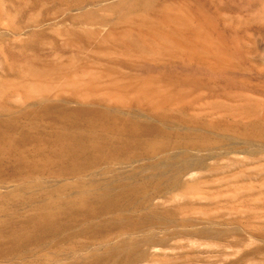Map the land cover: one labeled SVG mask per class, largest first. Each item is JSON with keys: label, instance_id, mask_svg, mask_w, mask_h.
<instances>
[{"label": "rangeland", "instance_id": "rangeland-1", "mask_svg": "<svg viewBox=\"0 0 264 264\" xmlns=\"http://www.w3.org/2000/svg\"><path fill=\"white\" fill-rule=\"evenodd\" d=\"M31 1L0 0V8L19 27L54 11L51 0L46 9L30 6ZM192 4L207 20L235 30L238 36L230 43L232 53L225 62L231 70L211 84L219 93L214 101L234 115L226 113L214 130L200 124L202 136L163 137L162 142L172 147L165 151L138 138L84 154L55 151L49 157L40 149L39 160L30 170L0 165V264H91L92 254L102 256L105 247L121 240L122 251L113 256L116 264H264V0ZM8 19L6 14L0 22ZM66 26L57 20L44 21L35 29H46L42 42L29 44L24 51L21 44L36 40L32 30L23 29L17 36L0 31V103L12 108V117L19 114L21 124L24 114L41 119L42 105L35 101L36 95L51 103L45 92L24 91L30 83L48 77L57 87L55 75L34 73V65L26 59L33 53L30 46L41 50L53 45L47 32ZM72 42L76 48L82 46L79 40ZM8 46L16 51V58L3 52ZM123 57L127 66L123 70L135 72V61ZM24 67L29 68L26 74L21 72ZM188 70L183 66L178 72ZM192 73L189 76L194 77ZM192 88L184 91L188 99L209 92ZM235 100L251 102L256 110L235 108ZM232 104L235 109L228 110ZM127 109L124 115L141 113L145 119V111ZM164 127L180 133L189 129L171 121ZM105 183H121L122 198L107 196L114 203L108 201ZM115 203L122 204V227L128 230L122 235L109 230L110 238L103 243L97 224L115 219L116 212L109 211ZM37 213L40 218L35 220ZM12 223L24 225L26 231L15 240L3 241ZM136 239H144L140 247Z\"/></svg>", "mask_w": 264, "mask_h": 264}, {"label": "bare ground", "instance_id": "bare-ground-1", "mask_svg": "<svg viewBox=\"0 0 264 264\" xmlns=\"http://www.w3.org/2000/svg\"><path fill=\"white\" fill-rule=\"evenodd\" d=\"M49 1L32 0L30 6L46 9ZM51 1L53 12L30 19L24 27H19L12 16L0 8V17L9 15L5 23L0 22V31L17 36L27 29L36 37L34 41L21 44L23 51L31 43L42 42L46 29L35 30L39 24L50 20L67 24L61 31L47 32L53 45L41 50L30 46L33 53L26 57L38 77L50 74L57 77L56 89L47 77L43 82L30 83L24 90L48 94L51 103L35 96V101L42 105L41 119L35 114H24L25 121L21 124L19 114L12 117V108L0 103V165L30 170L31 164L39 160L40 149L49 157L55 151L84 154L97 149L105 151L112 143L120 145L138 138L158 151H165L172 147L162 142L163 137L202 136L200 124L214 130L226 113L234 115L214 101L219 93L211 84L216 85L221 76L231 70L225 62L232 53L229 45L238 36L235 30L207 20L203 13L196 11L192 4L196 0ZM200 3L203 5V1ZM90 25L96 26L90 28ZM61 37L63 43L57 41ZM73 39L79 40L82 46L74 47ZM3 52L14 58L18 55L9 46ZM122 55L135 61V72L123 70L127 66L122 62ZM107 63L112 66L107 67ZM183 66H188L189 70L178 72ZM8 69L12 71V65ZM192 71L194 77L189 76ZM21 72L26 74L29 68L24 67ZM191 86L192 90L206 88L209 92L188 99L184 91ZM73 101L78 105L73 106ZM233 104L235 108L240 105L246 110H256L248 101L242 104L235 100ZM233 104L227 109L232 111ZM129 107L128 111H145V119L141 113L124 115L123 110ZM169 121L189 129L181 133L168 130L164 123ZM38 125L42 129H38ZM250 125L253 127L256 123ZM122 134H127L124 135L127 139H123ZM103 186L106 197L123 193L121 183ZM108 210L109 207L101 211ZM109 211L116 212L115 219L114 216V220L101 219L97 224L103 243L110 238L109 230L115 229V235L128 230L122 227V204L115 203ZM38 218L37 213L34 219ZM23 231H26L24 225L13 224L8 238L2 240H15ZM143 241L137 240V247ZM105 249L106 254L102 256L92 254L91 264H104L109 260L110 264H116L113 256L116 250H119L116 253L122 251V240Z\"/></svg>", "mask_w": 264, "mask_h": 264}]
</instances>
